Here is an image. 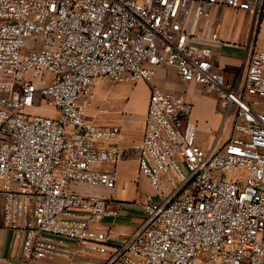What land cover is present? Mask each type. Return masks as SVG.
<instances>
[{"label":"built area","instance_id":"2783aa9c","mask_svg":"<svg viewBox=\"0 0 264 264\" xmlns=\"http://www.w3.org/2000/svg\"><path fill=\"white\" fill-rule=\"evenodd\" d=\"M220 6L264 13V0H0V194L25 258L264 264V46L252 42L243 76L227 81L214 49L195 41ZM162 66L216 94L224 119L208 149L193 100L152 85ZM104 77L151 85L135 146L151 192L133 202L145 218L120 242L96 227L115 215L100 190L118 183L101 166L124 156L107 144L121 125L86 112ZM49 101L56 116L31 111Z\"/></svg>","mask_w":264,"mask_h":264},{"label":"crops","instance_id":"0c3cea01","mask_svg":"<svg viewBox=\"0 0 264 264\" xmlns=\"http://www.w3.org/2000/svg\"><path fill=\"white\" fill-rule=\"evenodd\" d=\"M262 14L256 34L254 14L226 6L215 7L197 26L199 34L195 41L214 49L216 68L230 83H237L243 76L251 43L256 42L264 46V13ZM214 32L218 33V40L212 39ZM95 85V96L100 94L105 98L106 93L99 89L101 83L97 82ZM152 85L168 92H184L192 100L209 99L213 102L212 115L209 119L199 120L197 111L193 113V119L198 124L197 142L201 147L208 149L219 134L224 119L216 94L208 92L199 84L184 82L178 77L175 68L170 66L157 69ZM150 89L151 85L140 84L129 93L134 102L126 104L123 102L124 96L114 95L110 98L112 103L109 108L102 104L97 107L90 104L86 109L87 114L96 117L98 123L120 124L122 127L121 136L107 144L117 147L123 153V158L116 164L105 163L101 166L102 170L114 171L117 176L118 183L115 189L100 190V193L113 200L112 209L115 215L104 218L96 225L97 228L109 232L113 242H120L122 238L134 232L145 218L144 211L133 205V202L139 201L151 192L148 179L140 174L139 153L135 146L141 141L145 130ZM99 108H103L105 113L99 115ZM2 204L3 198L0 194V264H71L55 258L33 260L25 258L23 255L25 232L10 229L5 225ZM85 251L87 256L78 260L76 264H101L102 255Z\"/></svg>","mask_w":264,"mask_h":264},{"label":"rangeland","instance_id":"374dc122","mask_svg":"<svg viewBox=\"0 0 264 264\" xmlns=\"http://www.w3.org/2000/svg\"><path fill=\"white\" fill-rule=\"evenodd\" d=\"M262 17H263V14H261L257 19V24L255 25V33L254 34H256V29H257L259 22H260V19ZM98 82L101 83V87L99 88L100 91H104L106 93V97L105 98L103 97L104 98L103 99L102 95H100V94L95 96V90H94V88L96 86L95 85L94 88L92 89V98L89 100V102L87 104V108H89L90 104H92V106H95V107L102 104L105 108H109L111 106V103H112V100L110 98L114 95L124 96L123 102L126 104L134 102L133 98L129 94L130 91L135 89L140 84H144L143 81H139V82H135V83H113L106 77L101 78L100 80H98ZM105 93H104V96H105ZM206 95H208V94H206ZM208 96L211 97V95H208ZM193 102H194L195 108H196V110L194 112L197 111L198 119L199 120H202V118L209 119L210 115H212L213 102L209 99H206V100L203 99V100L199 101L196 98L193 99ZM31 111L34 113H37V114H43V115L52 116V117L56 116V114H57V112L54 109L51 101H49L48 103H46L40 107L38 106L37 108H34ZM140 174L142 175L141 172H140ZM234 175H235L234 172L225 173V174H223V177L227 178V177H232Z\"/></svg>","mask_w":264,"mask_h":264},{"label":"water","instance_id":"95a60500","mask_svg":"<svg viewBox=\"0 0 264 264\" xmlns=\"http://www.w3.org/2000/svg\"><path fill=\"white\" fill-rule=\"evenodd\" d=\"M257 19H258V18L256 17V18H255V25L257 24Z\"/></svg>","mask_w":264,"mask_h":264},{"label":"trees","instance_id":"16d2710c","mask_svg":"<svg viewBox=\"0 0 264 264\" xmlns=\"http://www.w3.org/2000/svg\"><path fill=\"white\" fill-rule=\"evenodd\" d=\"M261 19H262V18H261ZM261 19H260V20H261Z\"/></svg>","mask_w":264,"mask_h":264}]
</instances>
